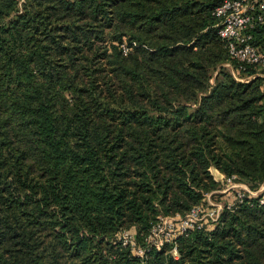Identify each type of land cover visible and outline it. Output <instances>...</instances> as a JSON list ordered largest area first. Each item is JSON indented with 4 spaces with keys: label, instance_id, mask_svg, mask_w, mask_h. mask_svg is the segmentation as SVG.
<instances>
[{
    "label": "trees",
    "instance_id": "16d2710c",
    "mask_svg": "<svg viewBox=\"0 0 264 264\" xmlns=\"http://www.w3.org/2000/svg\"><path fill=\"white\" fill-rule=\"evenodd\" d=\"M219 1L0 0V264H264L256 198L177 257L116 240L201 202L210 167L264 181L262 80L224 65Z\"/></svg>",
    "mask_w": 264,
    "mask_h": 264
},
{
    "label": "built area",
    "instance_id": "2783aa9c",
    "mask_svg": "<svg viewBox=\"0 0 264 264\" xmlns=\"http://www.w3.org/2000/svg\"><path fill=\"white\" fill-rule=\"evenodd\" d=\"M212 13L218 18L217 34L224 40L228 54L235 62L234 64L226 62L224 65L230 68L236 80L248 81L260 77L262 80L260 89L263 90L264 45L255 43L254 29L257 24L264 23V0H220L214 6ZM124 50H127V47H124ZM220 178L226 181L223 183L225 184L223 191L237 188L233 200L223 203L214 202L212 208L205 209V198L214 190L207 192L201 202L193 205L183 214H159L142 242L126 228L120 229L116 240L139 258H144L152 250H159L166 245H171V250L177 252L178 237L194 228L212 225L223 210H233L245 197L256 198L257 203L264 204V181L258 190H253L238 181L234 174L226 176L222 173Z\"/></svg>",
    "mask_w": 264,
    "mask_h": 264
},
{
    "label": "rangeland",
    "instance_id": "374dc122",
    "mask_svg": "<svg viewBox=\"0 0 264 264\" xmlns=\"http://www.w3.org/2000/svg\"><path fill=\"white\" fill-rule=\"evenodd\" d=\"M22 0H18V2H21ZM211 82H213V79L211 80ZM218 170V169H217ZM210 172L211 174L213 175L214 179L217 181L218 179V187L216 188V190H214L213 193H211L209 195V197H206L205 198V205H206V208L205 209H210L212 208V203L214 202H220V203H223V202H226V201H230V200H233V197H234V194H235V189L237 188H231V189H227V190H224L223 191V187H225V179L224 178H220L216 175V172L214 170V167H210ZM217 178V179H216ZM238 181L242 182L243 184H245L248 188H251L253 190H258L260 188V185L262 184V182L260 184H258L257 186L255 187H251L248 183H246L245 181H242V180H239L237 179ZM258 192V191H257ZM170 252L172 253V255L174 257H177L178 254L177 252H173L170 248Z\"/></svg>",
    "mask_w": 264,
    "mask_h": 264
},
{
    "label": "crops",
    "instance_id": "0c3cea01",
    "mask_svg": "<svg viewBox=\"0 0 264 264\" xmlns=\"http://www.w3.org/2000/svg\"><path fill=\"white\" fill-rule=\"evenodd\" d=\"M214 170H215V172H216V175H217L218 177H220L222 173H221L219 170H217L216 168H214Z\"/></svg>",
    "mask_w": 264,
    "mask_h": 264
}]
</instances>
